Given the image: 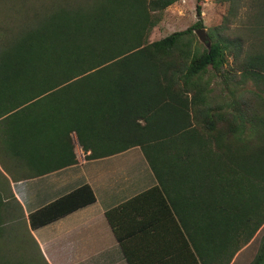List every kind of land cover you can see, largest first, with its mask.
<instances>
[{
	"label": "trees",
	"instance_id": "1",
	"mask_svg": "<svg viewBox=\"0 0 264 264\" xmlns=\"http://www.w3.org/2000/svg\"><path fill=\"white\" fill-rule=\"evenodd\" d=\"M96 1L51 13L38 8L39 21L0 49V94L21 95L23 155L63 134L68 160L38 172L48 174L77 164L72 133L86 161L139 147L157 185L105 212L128 264L126 241L134 234L123 226L142 218L136 208L159 203L184 233L193 229L188 242L200 264L205 243L219 257L229 247L221 263L229 264L264 225V52L244 53L241 39L228 36L234 0H220L230 9L209 30V47L194 35L202 21L148 42L160 14L179 0ZM214 76L229 96L210 95ZM230 84L244 92L234 94ZM248 84L256 91H245ZM178 190L192 192L193 225L171 199L181 197ZM94 202L82 185L30 213L29 228ZM249 264H264V234Z\"/></svg>",
	"mask_w": 264,
	"mask_h": 264
},
{
	"label": "crops",
	"instance_id": "2",
	"mask_svg": "<svg viewBox=\"0 0 264 264\" xmlns=\"http://www.w3.org/2000/svg\"><path fill=\"white\" fill-rule=\"evenodd\" d=\"M20 96L0 94V236H15L18 233L16 228L24 219L29 235L48 264L55 262L47 254L53 255L56 251L58 256L63 253L61 264H128L105 212L157 185L141 150L134 147L116 155L86 161L72 133L70 137L77 164L48 174L38 173L68 160V140L62 134L59 143L36 146L35 150L31 148L23 155L19 128L22 118ZM82 185H88L93 191V204L44 227L29 228L27 218L30 213ZM176 193L181 197L178 200L171 197L172 201L184 210L182 212H188L182 216L186 217L188 225H193V197L189 194L192 192L178 190ZM163 200H167L166 197L163 196ZM136 209L142 218L135 217L123 226L126 232L132 230L134 234L126 241L132 264H200L188 242V238H193V229L189 236L184 233L174 213L170 219L169 212L161 203ZM263 234L264 225L229 264H249ZM228 248L220 251L219 257L214 253V245L205 243L204 250L200 252L204 264L223 263V258L228 256Z\"/></svg>",
	"mask_w": 264,
	"mask_h": 264
},
{
	"label": "rangeland",
	"instance_id": "3",
	"mask_svg": "<svg viewBox=\"0 0 264 264\" xmlns=\"http://www.w3.org/2000/svg\"><path fill=\"white\" fill-rule=\"evenodd\" d=\"M77 1L80 0H0V47L6 45L7 40L16 38L15 41L19 40L21 34L31 28L29 25L39 21L40 17L36 16L38 8L51 13L62 7L69 9ZM93 1V4L97 3L96 0ZM234 1H237L238 5H235L237 8L235 16L230 21L228 36L241 39L244 53L251 49L257 53L264 52V0ZM197 7L201 10L200 14L197 13ZM229 9L230 4L220 0H179L160 14V21L151 30L148 42L158 41L174 32L186 30L197 21H202L203 24V28L198 29H204L208 34L211 28L221 24ZM195 38L197 43L206 47L198 41L196 35ZM228 61L231 62V59ZM228 87L234 90V94H241L245 89L244 86L232 84ZM210 88L213 90L210 93L213 97L221 98L230 94L219 77H212ZM249 90L256 91L251 84L246 86L245 91ZM247 94L243 95L244 98L248 97ZM78 151L82 156L80 149ZM16 230H18L16 235L11 234L15 236H0V261L7 264H48L29 235L24 219ZM62 254L58 256L56 251L53 255L49 252L47 256L54 259L52 261L54 264H61L64 260L60 257Z\"/></svg>",
	"mask_w": 264,
	"mask_h": 264
},
{
	"label": "water",
	"instance_id": "4",
	"mask_svg": "<svg viewBox=\"0 0 264 264\" xmlns=\"http://www.w3.org/2000/svg\"><path fill=\"white\" fill-rule=\"evenodd\" d=\"M194 34L196 35L198 41L202 44H205V46L209 47L210 42L207 39V34L204 29H198L194 31Z\"/></svg>",
	"mask_w": 264,
	"mask_h": 264
}]
</instances>
